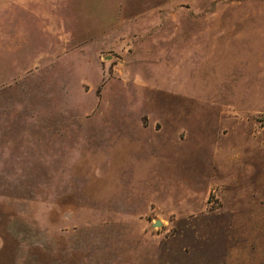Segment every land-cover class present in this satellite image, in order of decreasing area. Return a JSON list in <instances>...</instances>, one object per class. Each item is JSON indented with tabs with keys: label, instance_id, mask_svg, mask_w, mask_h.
Returning a JSON list of instances; mask_svg holds the SVG:
<instances>
[{
	"label": "rangeland",
	"instance_id": "rangeland-1",
	"mask_svg": "<svg viewBox=\"0 0 264 264\" xmlns=\"http://www.w3.org/2000/svg\"><path fill=\"white\" fill-rule=\"evenodd\" d=\"M0 264H264V0H0Z\"/></svg>",
	"mask_w": 264,
	"mask_h": 264
},
{
	"label": "water",
	"instance_id": "water-1",
	"mask_svg": "<svg viewBox=\"0 0 264 264\" xmlns=\"http://www.w3.org/2000/svg\"><path fill=\"white\" fill-rule=\"evenodd\" d=\"M160 224H159V222H156L155 224H154V227H158Z\"/></svg>",
	"mask_w": 264,
	"mask_h": 264
}]
</instances>
